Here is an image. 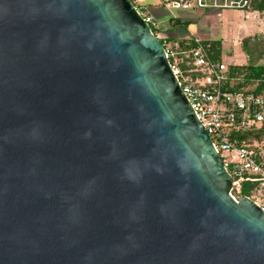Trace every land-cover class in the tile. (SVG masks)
Segmentation results:
<instances>
[{
	"label": "water",
	"instance_id": "obj_1",
	"mask_svg": "<svg viewBox=\"0 0 264 264\" xmlns=\"http://www.w3.org/2000/svg\"><path fill=\"white\" fill-rule=\"evenodd\" d=\"M232 189L132 0H0V264H264Z\"/></svg>",
	"mask_w": 264,
	"mask_h": 264
},
{
	"label": "built area",
	"instance_id": "obj_2",
	"mask_svg": "<svg viewBox=\"0 0 264 264\" xmlns=\"http://www.w3.org/2000/svg\"><path fill=\"white\" fill-rule=\"evenodd\" d=\"M151 1L164 7L172 15H175L177 10L250 9L251 5V0ZM134 5L150 24L151 29L152 26H160V22L150 14L148 6L141 2L140 7L135 3ZM156 35L160 39L163 38L159 34ZM194 40L197 45L189 49H181L178 42L163 44L195 112L232 175L231 194L236 198L233 190L239 189L243 180H260V186L264 189V165L256 160V148L264 154V146L261 147L257 142L239 145L237 138L231 135L234 129L260 127L264 123V96L249 90L225 88L229 80V65L224 60L211 59L201 39L195 37ZM257 202L264 207V204Z\"/></svg>",
	"mask_w": 264,
	"mask_h": 264
},
{
	"label": "trees",
	"instance_id": "obj_3",
	"mask_svg": "<svg viewBox=\"0 0 264 264\" xmlns=\"http://www.w3.org/2000/svg\"><path fill=\"white\" fill-rule=\"evenodd\" d=\"M208 10V9H205ZM251 11L264 12V0H251ZM150 14L152 12L149 10ZM153 17L156 19V15ZM157 20V19H156ZM188 20H182L181 17L170 19L166 26L160 24L158 27H154L153 31L156 34L164 32L167 34V38H162V42L174 43L178 42L181 49H189L195 47L197 44L194 37H183L177 33L179 28L185 24ZM201 43L204 46L205 51L211 59L221 61L223 54V41L221 38L202 40ZM243 50L249 56L247 64H233L228 66L227 74L229 80L225 84V88L232 90H249L256 94L264 96V63H259L260 58L264 56V36L249 37L243 42ZM257 81V85L254 89L247 88L248 84ZM232 137H236L238 144L242 145L252 144L257 142L261 147L264 145V123L260 127H253L250 129H243L242 127L231 131ZM261 149V148H260ZM257 155L256 160L264 165V154L260 153L259 148H256ZM260 187V180H243L239 189L233 190V193L240 197L241 195H252Z\"/></svg>",
	"mask_w": 264,
	"mask_h": 264
},
{
	"label": "rangeland",
	"instance_id": "obj_4",
	"mask_svg": "<svg viewBox=\"0 0 264 264\" xmlns=\"http://www.w3.org/2000/svg\"><path fill=\"white\" fill-rule=\"evenodd\" d=\"M143 5L148 6L152 14L156 15L157 21L163 26L168 24L166 20L167 12L161 6L153 4L151 0H139ZM138 0L133 2L140 7ZM143 10V8H142ZM183 18L188 21L183 24L187 32H195L198 38L202 40L221 38L223 41L222 59L229 65L247 64L249 59L247 53L243 50V42L249 37L264 36V12L251 11L250 9H232V8H214L205 14H191L187 11L197 12L195 10H178ZM191 15V16H189ZM152 29L154 27L152 26ZM161 37V36H160ZM162 39V38H161ZM259 63H264V56L260 58ZM257 81L248 84L247 88L254 89ZM264 146V145H263ZM230 158V157H229ZM238 199V195H236ZM251 197L255 201L264 204V189L261 186L253 192Z\"/></svg>",
	"mask_w": 264,
	"mask_h": 264
},
{
	"label": "crops",
	"instance_id": "obj_5",
	"mask_svg": "<svg viewBox=\"0 0 264 264\" xmlns=\"http://www.w3.org/2000/svg\"><path fill=\"white\" fill-rule=\"evenodd\" d=\"M162 8L165 9L164 7H162ZM210 10H212V9H208V10L200 9V10H195L197 12H193V11H187V12L196 15V14H205L206 11L209 12ZM165 11L167 12V15H166V20L167 21H169L172 18L175 19L178 16L181 17L182 20H187V19L183 18L180 14H178L179 13L178 10L175 11V15H172L167 9H165ZM189 16H191V15H189ZM182 26H184V25H182ZM182 29H184V27H182ZM177 33L180 34L183 37H194V38L197 37V35L195 34V32H191V31L190 32H187V30H183V31L178 30ZM159 35H161V37H163V38H167V34H165L164 32H160Z\"/></svg>",
	"mask_w": 264,
	"mask_h": 264
}]
</instances>
